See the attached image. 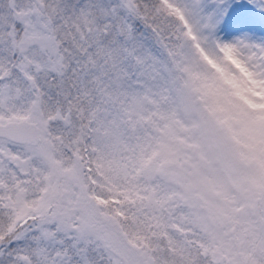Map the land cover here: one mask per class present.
<instances>
[{
	"label": "snow or ice",
	"instance_id": "6c2138e0",
	"mask_svg": "<svg viewBox=\"0 0 264 264\" xmlns=\"http://www.w3.org/2000/svg\"><path fill=\"white\" fill-rule=\"evenodd\" d=\"M0 264H264V0H0Z\"/></svg>",
	"mask_w": 264,
	"mask_h": 264
}]
</instances>
